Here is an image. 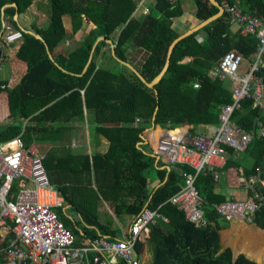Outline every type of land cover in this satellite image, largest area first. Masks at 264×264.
Here are the masks:
<instances>
[{"label":"trees","instance_id":"1","mask_svg":"<svg viewBox=\"0 0 264 264\" xmlns=\"http://www.w3.org/2000/svg\"><path fill=\"white\" fill-rule=\"evenodd\" d=\"M216 1L236 4V0ZM155 2L144 19L138 20L134 17L135 0H44L37 7L48 6V26L29 29L43 41L27 29L20 30L19 20H14L16 14H26L34 0H0V33L3 19L23 33L15 49L17 58L27 64V73L14 88L0 81V95L7 93L10 116L8 123L0 124V144L21 135L26 146L35 143L43 153V145H54L63 137L65 124L85 119L86 109L93 117V135L110 142L109 152L92 158L81 155L59 159L51 150L44 157L49 180L65 199V206L57 210L58 217L75 235L76 245H81L84 238L119 239L113 216L106 213L108 218H102L105 202L119 221L136 218L146 207L168 218L167 223L158 219L151 227L150 240L156 244L153 264H259L244 254L235 256L230 248L222 249L220 218L214 204L224 201H215L214 175L207 171L198 178L200 194L209 199L204 209L210 225L195 228L169 201L184 188L182 173L190 169L157 168L155 157L141 138L153 125L172 131L188 121L193 126L190 133L195 134L201 125L218 124L220 111L232 101V95L228 83L211 78L209 72L233 50L252 60L258 40L233 34L224 13L205 26L206 43H199L196 33L180 40L166 73L154 88H149L118 60L133 66L147 83L162 72L169 47L179 37L173 29V18L180 15L181 3ZM194 2L201 20L207 21L218 12L209 0ZM13 4L16 6L5 7ZM239 6L264 18V0H241ZM64 16L71 18L72 35L85 33L80 46L67 55L56 53L67 38ZM101 37L104 40L95 46ZM186 58L191 60L184 62ZM112 59L115 65H106ZM259 74L264 81L263 69ZM232 120L253 136L244 152L253 160V165L244 170L245 178L250 180L258 171L264 176V136L258 135L259 125H264V110L247 100ZM228 153L225 169L237 170L239 160L232 149ZM152 171L160 180L156 190L149 187ZM254 224L264 230V207L256 213ZM140 247L138 243L137 250Z\"/></svg>","mask_w":264,"mask_h":264},{"label":"built area","instance_id":"2","mask_svg":"<svg viewBox=\"0 0 264 264\" xmlns=\"http://www.w3.org/2000/svg\"><path fill=\"white\" fill-rule=\"evenodd\" d=\"M230 25L239 26L241 36H254L258 50L243 73L245 58L236 50L225 54L209 72L211 78L228 83L232 101L224 105L218 124L209 135L190 133L173 135L177 130H161L157 137L149 132L148 144L154 157L168 166L188 167L183 171L184 188L170 198L195 228L210 225L205 216L198 178L207 171L219 180L220 170L228 161V149L234 156L244 153L253 136L232 120L242 103L252 100L254 107L264 110V81L260 71L264 65V18L245 12L236 4L223 3ZM23 33L6 29L1 40L12 44ZM258 135L264 136V125ZM249 195L245 200L229 199L216 205L220 219L254 224L256 213L264 207V176L260 171L246 182ZM65 199L49 180L44 155L35 143L25 145L21 135L0 144V264H140L137 244L149 239L151 227L168 218L157 210L144 208L134 218L123 238L99 236L84 245H76V237L60 220L56 209L63 208Z\"/></svg>","mask_w":264,"mask_h":264},{"label":"crops","instance_id":"3","mask_svg":"<svg viewBox=\"0 0 264 264\" xmlns=\"http://www.w3.org/2000/svg\"><path fill=\"white\" fill-rule=\"evenodd\" d=\"M137 3L136 11L134 12V17L138 20H143L144 17L151 11V9L155 5V0H135ZM226 1H223V3ZM181 3V13L176 18H173V29L178 33L179 36L185 35L186 33L193 31L196 33V40L204 44L207 41V33L204 31L205 26L201 27V24L204 20H201L197 16V8L195 5L194 0H180ZM219 3V2H218ZM221 3V6H223ZM241 0H236V5L239 6ZM38 5V4H37ZM36 6V11L31 17H23L18 16L16 14L14 16V20H19L20 30L27 29L30 33H34L30 31L32 27L43 28L46 25H39L37 23V14H42V10L45 14H47L48 6L42 5L39 7ZM11 6V5H10ZM6 5V7H10ZM46 7V8H45ZM240 7V6H239ZM241 8V7H240ZM45 9V10H44ZM242 9V8H241ZM219 12V9H218ZM217 12V13H218ZM224 14V13H223ZM222 14V15H223ZM216 15V14H215ZM214 16V15H213ZM48 17V16H47ZM21 18H24L21 21ZM25 22V23H22ZM64 23V30L67 32V38L65 41L60 43L56 49V53H62L67 55L69 52L77 49L80 46V40L82 39L85 33L78 34L77 36L72 35V21L69 16L63 17ZM3 32L6 29L15 30L14 27L11 25L10 22L5 21L3 19ZM231 31L233 34L239 33L238 28L239 26L231 25ZM192 33V34H193ZM80 38V39H79ZM73 39L74 43H67ZM66 42V43H65ZM73 42V41H72ZM16 43L7 44L3 43L2 40L0 41V50L2 51V55L0 56V81H4L7 83L9 88H14L16 85L19 84L20 80L25 76L27 73V64L21 60H19L16 56ZM113 54V52H112ZM114 56V55H113ZM115 59L111 61H106V65H115ZM191 59L186 58L184 62H189ZM252 60H246L248 65ZM85 119L81 121H71L68 124H65L64 127L67 128L66 133L63 137L56 142V144L47 143L43 145L44 151L43 155L45 157L46 151L50 152L51 150H55V154L59 157V159L69 158V156L78 157L81 155H88L90 158L94 154L99 155H106L110 149V142L103 136H94L91 127L90 120L93 118L92 114L84 110ZM10 121L9 116V107H8V96L7 93H3L0 95V124H5ZM216 125V124H215ZM215 125H201L198 127L197 132L209 135L213 132ZM193 128L192 125L188 127L184 125L180 129H176L181 131L182 133L186 130H191ZM161 131L163 130L160 126H152L148 128L142 136L144 144L148 145L149 152L151 150L148 142V133L153 131ZM161 133V132H160ZM181 133V134H182ZM154 136V134H153ZM142 138V137H141ZM38 147V146H37ZM39 148V147H38ZM40 151V149H39ZM41 152V151H40ZM152 152V151H151ZM152 155V153H151ZM239 160V167L237 170L234 168L222 169L220 170V177L219 180L215 182V187L213 189V195L215 201L217 199H222L223 201H227L229 199H237V200H245L249 195L248 186L246 184L241 183V178H245L244 170L250 168L253 165V160L246 156L244 153L239 154L238 156H234ZM155 165L157 168L163 169L167 167V170L170 169L172 166H162L164 162L157 159L155 157ZM165 164V163H164ZM166 165V164H165ZM149 187L152 190H156L160 187V180L157 177L155 171H152L149 176ZM62 181L66 182V180L62 179ZM246 182L251 180H247ZM56 187V186H55ZM60 192V191H59ZM202 198L204 199L205 203H209V199L205 197V195L201 194ZM214 201V202H215ZM214 204V203H213ZM218 203H215L217 205ZM103 207H101L102 211V218H108V215H112L115 221V227L119 228V235L118 238H123L126 234L130 224L134 220L133 217H125L122 221L117 220L114 217L112 211L108 209V206L105 202H103ZM65 206V205H64ZM58 209H56L57 212ZM103 212V213H102ZM70 217L74 216L70 212H68ZM108 213V215L106 214ZM78 217V216H74ZM80 220V218L78 217ZM213 225V223H212ZM215 225V224H214ZM219 232L221 236V243L223 246V250L230 248L234 255L237 256L239 254H244L250 259L255 260L259 264H264V230L257 227L255 224H243L238 221H225L222 219L218 220ZM114 228V227H113ZM106 237V236H105ZM88 240L83 239L81 240V245H84ZM141 247L137 250V257L140 261V264H153L154 256L156 252V244L155 242H151L150 237L146 240Z\"/></svg>","mask_w":264,"mask_h":264},{"label":"water","instance_id":"4","mask_svg":"<svg viewBox=\"0 0 264 264\" xmlns=\"http://www.w3.org/2000/svg\"><path fill=\"white\" fill-rule=\"evenodd\" d=\"M214 6H216L218 9H219V12L216 14V15H214V16H212V17H210L209 19H207V21L205 20L202 24H201V27H204V26H206L207 27V25L208 24H210L211 22H213L214 20H216L217 18H219L220 16H222V14L224 13V9H223V7L221 6V4L220 3H218L216 0H209ZM8 6H10V5H8ZM11 6H16L15 4H13V5H11ZM6 7V6H5ZM4 7V8H5ZM3 29H4V26H3ZM3 29L1 30V33H0V39L2 38V36H3V34H4V32H3ZM193 33V31H190V32H188V33H186L185 35H182V36H179L177 39H175L174 40V42L171 44V46L169 47V50H168V54H167V59H166V64H165V66H164V68H163V70H162V72L151 82V83H147L146 82V80L142 77V75L139 73V72H137L134 68H133V66H131L129 63H126V62H123V61H121V60H118L120 63H122L123 65H125V66H127L128 68H130L132 71H134L136 74H137V76L140 78V80L142 81V82H144L149 88H154V86L160 81V79L164 76V74L166 73V71H167V69H168V67H169V64H170V59H171V56H172V52H173V49H174V47L176 46V44L180 41V40H182L184 37H186V36H188V35H190V34H192ZM31 34H33L36 38H38V39H40V40H43V38L40 36V35H37V34H34V33H31ZM101 40H104V38L103 37H101V38H99L98 40H97V42L95 43V46L101 41ZM44 41V40H43ZM109 43L110 44H112V42L111 41H109ZM95 46H94V48H95ZM93 52H94V49H93ZM93 52H92V54H91V57H90V59H89V62H88V64H87V66H86V68H85V71L87 70V68H88V66H89V64H90V62H91V60H92V57H93ZM113 52V55H114V57H115V52L114 51H112ZM2 55V51L0 50V56ZM84 71V72H85ZM263 71H264V65H263ZM187 127L189 126V122L187 121L186 122V124H185ZM154 126V125H153ZM144 136H142V139H144L143 138Z\"/></svg>","mask_w":264,"mask_h":264},{"label":"rangeland","instance_id":"5","mask_svg":"<svg viewBox=\"0 0 264 264\" xmlns=\"http://www.w3.org/2000/svg\"><path fill=\"white\" fill-rule=\"evenodd\" d=\"M44 0H34L35 4L32 5L26 14L23 15V17H31V15L34 14V11H36V6L38 3L42 2ZM46 8V7H45ZM45 10V9H44ZM38 18H37V23L39 25H46V23L48 24L49 22V19L47 17V14L44 13V11L42 10V14H37ZM24 18H21V21L23 20ZM22 23H25V22H22ZM81 34V33H80ZM80 39V38H79ZM73 41V42H72ZM75 41L73 39H71V41L67 42V43H74ZM66 43V42H65ZM76 43V42H75ZM246 69H248V63L247 62H244L240 68V73H243Z\"/></svg>","mask_w":264,"mask_h":264},{"label":"bare ground","instance_id":"6","mask_svg":"<svg viewBox=\"0 0 264 264\" xmlns=\"http://www.w3.org/2000/svg\"><path fill=\"white\" fill-rule=\"evenodd\" d=\"M153 134H154V137H157L160 134V132L158 133L157 131H155ZM177 134H180V133H177ZM173 135H176V134H173Z\"/></svg>","mask_w":264,"mask_h":264}]
</instances>
